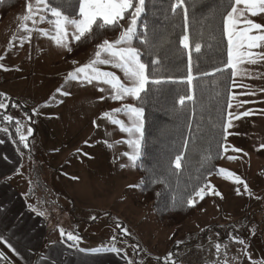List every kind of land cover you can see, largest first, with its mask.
<instances>
[{
	"label": "rangeland",
	"instance_id": "obj_1",
	"mask_svg": "<svg viewBox=\"0 0 264 264\" xmlns=\"http://www.w3.org/2000/svg\"><path fill=\"white\" fill-rule=\"evenodd\" d=\"M28 3L33 9L38 6L36 0H24L0 23V56L4 57L0 61L4 65L0 68V92L22 106L7 114L22 121L23 134L27 135L28 127L33 128V135L27 141L29 147L24 148L20 143L33 155L32 159L23 157V175L36 179L33 182L35 194L40 208L55 217V233L60 231L57 226L60 224L70 227L82 240L98 235L107 237L106 233L112 240V234L108 233L114 229L132 242L137 252L134 261L138 264H154L156 259L168 253H172V259L180 264H216L218 259L224 264L223 248L221 255L217 256L214 246L217 242L228 246V264H264V148L260 147L264 143V113L260 109L263 105L256 103L259 102L258 93L264 92L248 97L243 94L244 87L231 88L230 91L236 94L231 111L239 114L251 110L252 114L233 120L225 145L228 151H223L219 165L247 183L251 194L244 191L243 184L218 174L210 179L209 184L222 194V198L211 195V201L192 219L175 229L166 228L154 219L149 208L140 204L138 173L123 155L132 151L122 142L129 138L128 134L102 117V113L122 104L134 105L135 99L129 96L122 101H113L110 86L95 81L92 84L66 83L69 71L94 59L98 43L88 51L72 56L40 31L34 30L30 41H22L20 38L28 35L21 28L24 23L28 28L55 34L54 25L47 21L34 25L31 20H22L27 14ZM129 23L130 18L120 31ZM72 31L70 28L68 36L71 48L75 43ZM119 33L108 40H116ZM97 66L115 72L123 82L130 83L119 69ZM256 75L264 77V72ZM240 78L238 76L236 80L241 85ZM260 81L264 89V78ZM61 85L71 95L56 93ZM98 88L104 91H98ZM101 96L104 100L100 99ZM50 97L54 99L50 101ZM248 98L255 102H247ZM46 102L48 106L44 107ZM240 104L242 107H236ZM33 109L37 114L33 115ZM116 116L127 124L125 115ZM228 156L236 159L229 160ZM237 188L240 189L239 195ZM117 223L127 228L129 235H124ZM226 235L229 244L223 239ZM234 235L243 239L245 244L234 242L231 239ZM160 259L165 264L164 258Z\"/></svg>",
	"mask_w": 264,
	"mask_h": 264
},
{
	"label": "trees",
	"instance_id": "obj_2",
	"mask_svg": "<svg viewBox=\"0 0 264 264\" xmlns=\"http://www.w3.org/2000/svg\"><path fill=\"white\" fill-rule=\"evenodd\" d=\"M23 2L24 0H0V23ZM60 2L61 0H56V3ZM172 2L174 0H146V11L138 21V31L143 33L144 25L147 24L150 42L159 47L155 55L150 56L138 40L135 41V46L142 49V60L149 64V72L151 59L161 61L155 76L150 79L159 78L162 83H149L145 99L134 101L135 106H143L145 109L142 155L135 165L140 204L149 208L154 219L169 229H175L189 221L211 201V195H206L201 200L194 196V192L209 185L210 179L218 175L217 169L224 151L220 145L228 142L223 138L222 125L227 116V100L231 90L230 70L226 75L200 76V73L212 71L214 66L227 59V41L222 37V13L219 8L222 2L228 3L229 0H185L189 45L193 49V75L196 78L192 85L193 100H185L183 105L179 103L180 95L189 94V85L184 79L187 76L188 55L187 50L179 44L184 30V10L180 9L174 14L170 8ZM63 10L70 17L78 18V0H71ZM44 15L48 19H54L49 13L45 12ZM129 18L130 13L126 14V18L118 26L105 30H99L94 25L91 33H86L79 42L75 41L70 53L76 56L103 39L114 38ZM195 43L201 44L200 54L194 51ZM8 103L6 110H0V117L14 108L22 107L13 99ZM13 104L17 107H12ZM189 121L191 129L188 127ZM4 126L9 128L8 133L20 155L32 159V153L19 142L15 123L0 124V128ZM184 137L190 141L187 149L183 148ZM179 151H184V159L182 167L176 169L171 161ZM35 180L33 177L29 179L28 190L32 194L36 189L35 184L33 186ZM189 197L197 201L195 206H188Z\"/></svg>",
	"mask_w": 264,
	"mask_h": 264
},
{
	"label": "snow or ice",
	"instance_id": "obj_3",
	"mask_svg": "<svg viewBox=\"0 0 264 264\" xmlns=\"http://www.w3.org/2000/svg\"><path fill=\"white\" fill-rule=\"evenodd\" d=\"M37 7L33 9L31 3L26 4L27 14L22 17L24 22L31 20L33 24L42 23L47 20L51 25H54L55 34L51 35L48 31L42 29H31L27 27V24L24 23L21 25L23 31L28 33L27 36L21 37L22 41H30L32 32L34 30L40 31L43 36H50V38L55 42L56 45L61 46L70 53L73 49L69 46L68 36L69 29L72 31L73 41L79 42L86 33H91L93 31L94 25L99 30H105L109 27H116L119 25L120 21L126 18V14L130 13V23L127 28H124L119 33V37L110 41L108 39H103L102 42L96 45V51L94 54V59L89 60L87 63L82 66L76 67L73 71H69L65 77V82L69 81H78L81 84L88 83L92 84L93 81L97 83H102L109 85L111 88L110 99L113 101H122L126 97H132L137 101H142L146 97V86L149 83L153 85H160L162 80L154 77L158 67L161 65V61L158 59H151V72H149V64H146L142 60V49L135 46V41H139V44L143 46L144 51L153 56L158 51L157 45H153L147 34V24L144 25L145 31L143 33L138 31V21L142 17V14L146 11V0H78V18H72L69 15L65 14L64 6L70 4L71 0H61L60 3H56V0H36ZM185 0H174L171 3V11L175 14L178 10H184V30L183 34L179 38V44L184 49L187 50L188 55V69L187 76L184 77L187 84L189 85V94L180 95L179 103L184 104L185 100H193L192 85L196 77L193 75V64H192V51L189 45V21L187 8L184 7ZM39 5H43L40 7ZM243 5V7H239ZM219 10L222 13V37L227 41V59L226 61H221L217 66H214L212 71H205L200 73L201 77H208L212 75H226L230 70L231 73V87H243L237 83L236 78L238 76H249L251 73L247 69H241L240 65L249 64L254 65L260 61H264V51L253 52V49H264V23L254 22L250 17H256L259 14L264 13V0H229L228 3H221ZM49 13L54 19H48L45 15L41 13ZM226 13V14H224ZM255 31V34H252ZM15 38V37H14ZM11 44L12 41L10 40ZM194 51L197 54L201 53V44L195 43ZM4 59L3 56H0V61ZM75 64L76 61H73ZM97 65L111 66L114 69H119L124 78L130 83H125L121 78L113 71L101 70ZM4 65L0 63V68H3ZM197 68L199 65L196 66ZM264 78V77H260ZM98 91L103 92V88H98ZM264 92V89H261ZM56 93L60 95L68 96L71 95L70 92L64 91V85H61L56 89ZM142 93L145 95L142 96ZM254 94V93H246ZM54 97H50V101ZM101 100H104V97H100ZM236 99V94L229 91L228 100H227V116L224 119L222 125L223 138L226 140L229 135V128L233 126V120H238L243 117H247L252 114L251 110H246L240 112L239 114L231 111L233 109L232 101ZM10 97L5 93H0V110H6L9 107ZM44 107L48 106L46 102ZM12 107H17L13 104ZM236 107H242V104L236 105ZM33 115L37 114V110H32ZM123 114L127 117V124L124 120L117 118L116 114ZM102 117L106 118L110 123L117 125L121 132L127 133L129 138L122 141L126 143L129 148L132 149L131 152H125L123 155L127 156L129 161L132 162L133 166L136 165V162L140 159L142 155V140L144 138L145 131V109L143 106H134L131 104H122L121 107L112 109L102 113ZM31 119V117H28ZM15 120V133L19 137V142L23 145L24 148H28L29 144L27 143L28 138L33 135V128H27V135L23 134L24 124L20 119L14 118L11 114H2L0 117V124L7 122L11 124ZM95 124L96 122L93 121ZM189 129H191V121L188 124ZM0 131L5 133L9 132V128L4 126L0 128ZM189 139L187 137L183 138V148L187 149L189 144ZM111 146V145H109ZM223 147L224 152L228 151V147L225 145H220ZM261 148H264V143L260 145ZM233 151L239 152L240 149H233ZM87 155V153H85ZM247 155V153H245ZM211 157H209L210 159ZM229 160H234L236 157L228 156ZM184 159V151H179L175 155L174 160L171 161L174 164L176 169L182 167V162ZM123 167V165H121ZM217 174L222 175L225 178H231L237 184H243L244 191L249 192L247 183H245L241 178L235 175L233 172L225 169L218 168ZM157 182V181H154ZM163 183V181H158ZM130 187H137V185H130ZM207 189V191L205 190ZM237 194H240V189H236ZM249 194H251L249 192ZM159 196L160 193H157ZM206 195H215L222 198V194L215 189L212 185H205L194 192V196L199 199H204ZM197 201L189 197L187 199L188 206H195ZM35 210V209H33ZM38 215H44L43 212H38ZM117 228L121 229V232L124 235H129L127 228H122L119 223H117ZM61 237L66 241L73 242L69 247L76 246L79 241V236L75 235L73 232H65L63 228L60 229ZM231 239L240 244L244 245L245 241L240 239L237 236H232ZM116 240V237H113V241ZM0 242H5L8 244V247L15 252L14 246L11 245L9 241L0 234ZM215 248L217 251V256L221 255V249L223 248L224 254L226 256L228 251L227 245H222L221 243H215ZM80 251H85L80 249ZM92 254H98L101 252H113L119 254L121 249L115 246V243L111 244L108 247H102L97 249L88 250ZM3 254H0L2 257ZM173 254L168 253L164 258L165 264H175V261L172 259ZM249 259H251L249 257ZM55 264V261H53ZM128 264H132L131 261ZM216 264H221L220 260L216 261ZM224 264H228V261L225 259Z\"/></svg>",
	"mask_w": 264,
	"mask_h": 264
},
{
	"label": "crops",
	"instance_id": "obj_4",
	"mask_svg": "<svg viewBox=\"0 0 264 264\" xmlns=\"http://www.w3.org/2000/svg\"><path fill=\"white\" fill-rule=\"evenodd\" d=\"M239 7H243V5ZM250 18L254 22L264 23V13ZM252 34H255V31ZM260 50L264 49H253L252 51L261 52ZM240 68L247 69L252 74L251 77L239 76L241 77V85L244 87L243 94L250 97V94L246 93L256 94L261 92L263 82L260 80L263 78H260L262 76H258L256 73L264 72V61L254 65L245 63L240 65ZM253 77H259L260 79L253 82L248 81ZM258 97L259 102L256 103L258 106L263 105V108L260 109L264 113V93H258ZM247 102L254 103L255 100L248 98ZM23 163V157L14 146L9 133L0 131V234L16 250L13 252L7 243L0 242V254H3L0 257V264H6L8 258L17 264H53V261H55V264H128L129 261L132 264H138L134 261L137 252L132 246V242H129L127 237L117 233L114 229L109 231L111 233H108L112 234V237H110L112 240L108 239L107 233V237L98 235V237L84 240L79 237L76 246L69 247L73 242L64 240L60 235V231L57 234L55 233V224H53L55 217L53 214L42 210L36 194L29 192L30 177H24ZM56 204L58 205L57 202ZM59 208L66 212L60 205ZM38 212H43L44 215H38ZM57 226L59 230L63 228L65 232L71 231L68 226L63 227L60 224H57ZM114 236L116 237L115 241H113ZM223 239L226 243H230L228 235L223 236ZM113 243L121 249L119 254L113 252L92 254L88 251L108 247ZM262 244L264 246V242ZM80 249L85 251H80ZM166 256V254H163L160 258ZM226 257L230 259V253L227 252L225 259H227ZM160 258L153 263L163 264ZM145 264L148 263L145 262ZM175 264L180 263L175 261Z\"/></svg>",
	"mask_w": 264,
	"mask_h": 264
},
{
	"label": "built area",
	"instance_id": "obj_5",
	"mask_svg": "<svg viewBox=\"0 0 264 264\" xmlns=\"http://www.w3.org/2000/svg\"><path fill=\"white\" fill-rule=\"evenodd\" d=\"M6 264H17L16 262H14L13 260H10V258H8L7 263Z\"/></svg>",
	"mask_w": 264,
	"mask_h": 264
}]
</instances>
